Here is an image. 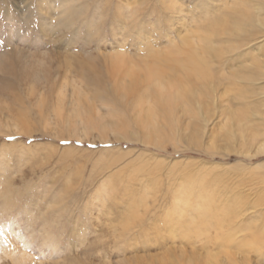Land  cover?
Returning a JSON list of instances; mask_svg holds the SVG:
<instances>
[{
	"label": "rangeland",
	"instance_id": "obj_1",
	"mask_svg": "<svg viewBox=\"0 0 264 264\" xmlns=\"http://www.w3.org/2000/svg\"><path fill=\"white\" fill-rule=\"evenodd\" d=\"M34 1L0 0V264H205L206 260L209 264H228L224 253L236 250L220 249L214 239L208 242L202 235L204 240L195 241L192 235L190 240L184 238L183 232L177 233L180 237L167 234L165 207L174 201L173 191L178 195L186 190L185 184L176 188L183 178L207 180L202 192L195 191V198L204 196L206 202H213L220 197L217 203L229 201L228 205L222 201L219 206L230 210L220 209V218L216 214L217 218L209 221L217 223V219H222L226 224L224 217H229L228 223L239 224L238 235H264V182L257 183L260 177L264 179V148L256 151L255 146L239 145L242 132L235 121L243 113L240 114L238 105L230 103L237 102L232 99L231 87L223 92L222 102L204 104L191 100L175 104L169 98L176 86H180L182 93L189 88L198 89L199 93L203 89L198 84L191 87L198 82L188 83L178 64L159 58L168 53L166 50L178 34L188 35V28L181 21L185 23L196 14L199 17L200 10L189 6V0H175L180 14L175 16L168 10L162 11L163 0H117L123 5L129 3L121 15L116 0H83L84 11L88 5L89 13L86 10L78 16L73 14L72 21L66 24L45 6L46 2ZM215 9L218 7L209 8L211 12ZM124 16L128 21H137L133 30L137 29V33L142 28L139 35L148 36L149 42L120 23ZM212 23L218 29L215 20L207 26ZM56 24L59 25L54 27ZM207 26L203 31L197 30L199 38L207 36ZM53 27V31L48 29ZM215 34L213 47L232 45L223 41L227 35ZM129 53L132 55L128 58ZM233 54L227 52L224 57ZM255 56L264 59V49L253 44L249 54L236 59L247 64ZM204 60L196 59L193 63L200 69L205 63L217 65L215 59ZM263 84L264 79L255 85L259 86L258 93L264 91L260 89ZM200 96L203 95H194ZM262 118L264 107L251 116L248 124L257 125ZM249 125L245 127L246 135L251 132ZM102 180L105 188L119 182L122 192L124 187L131 189L129 196L134 197L135 205L124 216L138 213L145 219L123 237L113 231L118 217L110 215L114 217L115 209L130 206L116 199L119 207L112 214H105L114 202L97 201L100 195L95 189H100ZM257 210L261 214L248 216ZM193 218L196 219L195 215ZM213 230L208 233L210 237L211 233L216 234ZM247 237L246 241H250ZM234 242L229 240L226 244ZM247 251L244 253L250 258L249 264L262 263L256 251ZM238 252L236 256L241 258L243 252Z\"/></svg>",
	"mask_w": 264,
	"mask_h": 264
},
{
	"label": "bare ground",
	"instance_id": "obj_2",
	"mask_svg": "<svg viewBox=\"0 0 264 264\" xmlns=\"http://www.w3.org/2000/svg\"><path fill=\"white\" fill-rule=\"evenodd\" d=\"M22 1V0H21ZM34 1V0H33ZM42 3L46 2L45 6L50 8L51 10H54L52 12L55 13V15H57L56 17H60L61 20H63V23L66 22L69 23L72 21L73 18V14L75 15H79V12H83L84 11V7H85V3L83 0H58V4H55L54 2H52V0H41ZM55 1V0H54ZM87 1V0H86ZM117 1V0H116ZM161 1V0H160ZM182 1V0H181ZM184 1V0H183ZM182 1V2H183ZM188 1V0H187ZM36 2V1H34ZM57 2V1H56ZM107 2V1H106ZM123 2V1H122ZM125 2V1H124ZM140 2V1H139ZM138 2V3H139ZM146 2V1H145ZM215 1L214 0H189V6L194 5L195 9H199L197 11H199L201 13V15L199 17H197L198 15L196 14L195 17L193 18H189L187 20V22H183L181 21V23H183V25L185 26L184 28L186 29V27L188 28L187 31L189 32L187 36H177L176 41H174L172 43V45L170 44V48L168 47V51L166 50V52H168L166 55L164 54L163 56H160V59H170L172 60L175 64H178L179 67H181L179 69V72H182L185 74V77L187 78L188 83L196 81L198 83L192 84L191 87H195L198 85H202L203 89L202 91L199 93L198 89H193V88H189V90H186L187 92L183 93L178 90L180 89V86H176V90L174 88V92L171 91L170 93V99L171 102H175L176 101H191V100H196L197 102L200 103H204V104H208L211 101L215 102H222L221 98H222V94L223 92L228 88L231 87L232 91L234 92L232 94V99H236L237 102L234 103L233 101H231V105H238V107H240V114H242L241 116L237 115L236 117V121H235V125L237 126V128H239V130L242 132L240 135V139H239V145L247 148L248 146H250V148H253V146L256 147V151L263 149L264 148V118L260 119V122H256L257 125H254L250 127V125L248 124L249 121H251V116L252 115H257L260 111V107H264V91L262 92H257L256 90L259 88H256L255 85L257 86L258 82H261L264 79V59H261L260 57H254L253 60L250 63L243 62L242 59H236L241 57L244 53L249 54L250 51L253 50V44L257 45L261 50L264 49V0H216V4H213ZM26 3V2H24ZM23 3V4H24ZM41 3V2H40ZM54 3V4H53ZM118 4H116V8L118 9V13L121 15L123 14V10L126 7V4L129 5V3H125L123 5L120 4V1L116 2ZM28 4L31 6L33 5L32 2H28ZM27 4V5H28ZM88 4V2H87ZM136 4V3H135ZM141 3H139L140 5ZM178 4V3H177ZM15 5V4H14ZM25 5V4H24ZM23 5V7H24ZM94 5V4H93ZM99 5V4H98ZM102 5V4H101ZM104 5V4H103ZM115 5V3H114ZM142 5V4H141ZM159 5V4H158ZM188 5V2H187ZM30 8L28 9H31ZM35 6V4H34ZM40 6V5H39ZM162 8V11H169V13L173 14V15H180L178 13V9L176 7V2L175 0H163V2L160 5ZM218 7V9H215V11H210L209 8H213V7ZM22 7V8H23ZM26 7V6H25ZM88 7V5H87ZM87 7L85 8L87 10ZM99 7V6H98ZM128 7V6H127ZM131 7V6H130ZM180 7V6H179ZM184 7V6H183ZM26 8V9H27ZM40 8V7H39ZM89 8V7H88ZM115 8V9H116ZM136 8V7H135ZM154 8V7H153ZM157 8V7H156ZM181 8V7H180ZM192 8V7H191ZM25 9V8H24ZM32 9H36V8H32ZM38 9V8H37ZM127 9V8H126ZM185 9V8H184ZM193 9V8H192ZM42 10V9H41ZM85 10V11H86ZM100 10V9H99ZM110 10V9H109ZM140 10V9H138ZM186 10V9H185ZM184 10V11H185ZM24 11V10H23ZM40 11V10H39ZM39 11H37L39 13ZM44 11V10H43ZM49 11V10H48ZM84 11V12H85ZM113 11H115L113 9ZM135 11V10H134ZM151 11V10H150ZM21 12V11H20ZM42 12V11H41ZM88 12V10H87ZM98 12V11H96ZM95 12V13H96ZM101 12V11H100ZM106 12V11H105ZM108 12V9H107ZM137 12V11H136ZM135 12V14H136ZM154 12V11H153ZM159 12V11H158ZM195 12V10H194ZM30 14L29 12H25ZM46 14H48L47 12H45ZM89 13V12H88ZM104 13V12H103ZM116 13V12H114ZM116 13V14H118ZM186 13V11L184 12ZM22 14V13H21ZM50 14V12H49ZM100 14V13H99ZM98 14V15H99ZM137 14H139L137 12ZM157 14V13H156ZM167 14V12H166ZM163 14V15H166ZM187 14V13H186ZM84 15V14H83ZM86 15V13H85ZM102 16V14H100ZM152 15V14H151ZM170 15V14H169ZM175 15V16H176ZM189 15V14H188ZM49 16V15H48ZM72 16V17H71ZM82 16V15H81ZM89 16V15H88ZM105 16V14H104ZM113 16V15H111ZM126 16H128L126 14ZM133 16V15H132ZM135 16V15H134ZM138 16V15H137ZM160 16V15H159ZM158 16V17H159ZM194 16V15H193ZM97 17V16H96ZM95 17V18H96ZM51 18V17H50ZM81 18V17H80ZM121 18V17H120ZM128 18V17H126ZM124 18L122 20L119 19L120 23H123L124 26H128L131 27L133 30V27L136 26V22L133 21H128L127 19ZM132 18V17H131ZM130 18V19H131ZM136 18L133 17V19ZM140 18V16H139ZM171 16L168 18H166V20H170ZM59 19V18H58ZM59 19V20H60ZM83 19V18H82ZM98 19V18H96ZM126 19V21L124 22V20ZM129 19V20H130ZM147 19V18H146ZM161 19V18H159ZM174 19V17H173ZM178 19V18H177ZM76 20V19H75ZM74 20V21H75ZM78 20V19H77ZM118 20V19H117ZM215 20V24L218 25V29H214L213 23L208 27L207 25L210 24L211 22H214ZM20 21V20H19ZM43 21V20H42ZM58 20L56 19V22ZM90 21V20H89ZM122 21V22H121ZM141 21V20H139ZM60 22V21H59ZM76 22V21H75ZM74 22V23H75ZM155 22V21H154ZM160 22V21H159ZM202 22V23H201ZM204 22V23H203ZM53 23V22H52ZM51 23V24H52ZM58 23V22H57ZM61 23V22H60ZM62 23V25H63ZM95 23V21H94ZM140 23V22H139ZM137 23V25L139 24ZM164 23V22H163ZM168 23V22H167ZM43 24V23H42ZM113 24V23H112ZM54 25V23H53ZM59 24H56L54 27H57ZM69 25V24H68ZM92 25V24H91ZM95 25V24H94ZM111 25V24H110ZM114 25V24H113ZM121 25V24H120ZM141 25V24H140ZM143 25V23H142ZM141 25V26H142ZM169 25V24H168ZM173 25V24H172ZM49 26V24H48ZM72 26V25H70ZM76 26V24H75ZM80 26V25H79ZM85 26H87L85 24ZM160 26V25H159ZM205 26H207V36H203V38H199L196 34L197 30L199 29H204ZM45 27V26H44ZM51 27V25H50ZM53 28H48L50 29V31L54 30ZM61 27V26H60ZM66 27V26H64ZM140 26L138 25V28ZM68 28V27H66ZM141 28V27H140ZM151 28V27H150ZM149 28V29H150ZM153 28V27H152ZM47 29V28H46ZM45 29V30H46ZM47 29V30H48ZM53 29V30H52ZM60 29V28H59ZM72 29V28H71ZM75 29V28H74ZM98 29V28H97ZM116 29V28H115ZM43 30V29H42ZM46 30V31H47ZM100 30V29H99ZM122 30V29H120ZM137 30V29H134ZM133 30V33L135 32ZM142 28L139 29L137 31V33L135 32L134 34H137V36L140 37V39L142 38L144 41L149 42V38L148 36H140L139 33L141 32ZM190 30H194L195 32H191ZM44 31V30H43ZM101 31V30H100ZM104 31V30H103ZM125 31V30H124ZM143 31V30H142ZM152 31V30H151ZM183 31V30H182ZM203 31V30H202ZM206 31V30H204ZM89 32V31H88ZM87 32V33H88ZM93 32V31H91ZM107 32V31H106ZM200 32V31H199ZM209 32V33H208ZM222 33V35H227L226 39H223V41L227 42V43H231L232 45L228 46V47H213L212 43L214 41V38H212L214 35H216L215 33ZM97 33V32H96ZM101 33V32H100ZM115 33V32H114ZM117 33V31H116ZM122 33V32H121ZM130 33V32H129ZM131 33V34H133ZM151 33V32H150ZM99 35V33H97ZM104 34V33H103ZM162 34V33H160ZM203 34L202 32L200 33V35ZM54 35V34H53ZM94 35V33L92 34ZM144 35V34H143ZM146 35V34H145ZM183 35V34H182ZM221 35V36H222ZM72 36V34H71ZM74 36V35H73ZM135 36V35H134ZM135 36V38L137 37ZM45 37V36H44ZM124 36V39H126L127 37L130 36ZM164 37V36H163ZM168 37V36H167ZM52 38V37H51ZM55 38V37H54ZM175 38V37H174ZM190 38V39H189ZM218 38V37H217ZM53 39V38H52ZM93 39V38H92ZM115 39V38H113ZM118 39V38H116ZM123 39V38H122ZM130 39L132 40V38L130 37ZM193 40L194 42L192 43L190 40ZM219 39V38H218ZM49 40V39H48ZM84 40L85 37H84ZM89 40V39H88ZM95 40V39H94ZM120 40V39H119ZM175 40V39H172ZM171 40V41H172ZM221 40V37H220ZM134 41V40H133ZM49 42V41H48ZM114 42V41H113ZM125 42V41H123ZM145 42V43H147ZM159 42V41H158ZM217 42V40H215V43ZM143 43V42H142ZM143 43V44H145ZM157 43V42H155ZM171 43V42H169ZM220 43V42H217ZM222 43V42H221ZM111 44V42H110ZM125 44V43H124ZM142 44V45H143ZM115 45V44H114ZM147 45V44H146ZM149 45V44H148ZM113 46V45H112ZM121 46V45H119ZM118 46V47H119ZM160 46V44H159ZM216 46V45H215ZM147 47V46H146ZM154 47V46H153ZM152 47V50H153ZM163 47V46H162ZM112 48V47H111ZM161 48V47H160ZM119 49V48H117ZM156 49H158L160 51V53L162 52V50H160L157 46ZM167 49V48H166ZM120 50V49H119ZM118 50V51H119ZM148 51V50H147ZM156 51V50H155ZM19 52V51H18ZM231 53L233 52L234 54L228 57H224L225 53ZM72 53V52H71ZM121 53V52H119ZM126 53V52H124ZM155 52H152V55ZM159 53V54H160ZM163 53V52H162ZM165 53V52H164ZM118 54V53H117ZM235 57L234 58V56ZM71 55V54H70ZM102 55V54H101ZM107 55H111V54H107ZM120 55V54H119ZM122 55V54H121ZM129 55L132 54H128V58ZM158 55V54H157ZM88 56V55H87ZM127 56V55H125ZM149 56V55H148ZM134 57V56H133ZM150 57V56H149ZM132 58V57H131ZM157 58V59H159ZM75 59V58H72ZM123 59V57H122ZM196 59H205L204 61L206 62H211L212 59H215L217 65L214 66H209L205 63V67L203 68V64L201 66L200 69L199 66H196L193 62ZM144 60V59H143ZM127 61V60H126ZM161 61V60H160ZM164 61V60H163ZM166 61V60H165ZM231 62V64H229L228 62ZM122 62V60H121ZM201 62V61H199ZM203 62V61H202ZM78 63V60H77ZM86 63V62H85ZM118 63V62H117ZM126 63V62H125ZM136 63V62H135ZM140 63V62H138ZM158 63V62H157ZM160 63V62H159ZM165 62H163L164 64ZM172 63V62H171ZM81 64V63H80ZM79 64V65H80ZM127 64V63H126ZM166 64V63H165ZM215 64V63H214ZM69 65V64H68ZM71 65V64H70ZM143 65V64H142ZM141 65V66H142ZM201 65V64H200ZM81 66V65H80ZM123 66V65H122ZM133 66V65H132ZM136 66V64H135ZM226 66L228 69H226ZM124 67V66H123ZM122 67V68H123ZM127 66H125L126 68ZM143 67V66H142ZM148 67V66H147ZM146 67V68H147ZM158 67V66H157ZM162 67V64H161ZM178 67V68H179ZM82 68H84L82 66ZM130 68V67H129ZM128 68V69H129ZM136 68V67H135ZM138 68V67H137ZM136 68V70H137ZM145 68V69H146ZM119 69V68H118ZM132 69V68H131ZM154 69V68H153ZM161 69V68H160ZM140 70V69H139ZM139 70L137 71L139 73ZM144 70V69H143ZM157 70V69H156ZM159 70V69H158ZM244 70H246V72H244ZM125 71V70H124ZM127 71V70H126ZM129 71V70H128ZM130 71H134L130 70ZM150 71V70H149ZM152 71V69H151ZM163 71V69H162ZM165 71V70H164ZM232 71H236V74ZM154 72V71H153ZM158 72V71H156ZM137 73V74H138ZM150 73V72H149ZM164 73V72H163ZM77 74V73H76ZM146 74V73H145ZM156 74V73H155ZM161 74V73H160ZM159 74V75H160ZM181 74V73H180ZM114 75V74H113ZM139 75V74H138ZM143 75V74H142ZM163 75V74H161ZM172 75V74H171ZM111 76V75H110ZM144 76V75H143ZM148 76V75H146ZM153 76V75H152ZM179 76V75H178ZM155 77V76H154ZM181 77V75H180ZM135 78V77H134ZM141 78V77H140ZM145 78V77H144ZM100 79V78H99ZM121 79V78H120ZM147 79V77H146ZM150 79V78H149ZM163 79V78H162ZM175 79V78H174ZM132 80V79H131ZM142 79H140L141 81ZM167 80V79H166ZM170 80V78L168 79ZM139 81V80H138ZM151 81V79L149 80ZM153 81V80H152ZM164 81V80H162ZM99 82V81H98ZM127 82V81H126ZM145 82V81H144ZM147 82V80H146ZM156 82V81H155ZM166 82V81H165ZM90 83V82H89ZM94 83V82H93ZM97 83V82H96ZM128 83V82H127ZM148 83V82H147ZM164 82H162L163 84ZM169 83V82H168ZM194 83V82H193ZM99 84V83H98ZM150 84V83H149ZM154 84V81H153ZM133 85V83H132ZM159 85V83H158ZM161 85V84H160ZM165 85V84H164ZM163 85V87H164ZM156 86V85H155ZM162 86V85H161ZM167 86V85H166ZM165 86V87H166ZM170 86H173L170 84ZM39 87V86H38ZM130 87V86H129ZM141 87V85H140ZM162 87V88H163ZM199 87V86H198ZM103 88V87H102ZM156 88V87H155ZM160 88V87H159ZM170 88V87H169ZM131 89V88H130ZM137 89V87H136ZM168 89V87H167ZM200 89V88H199ZM260 89L264 90V84L261 85ZM105 90V89H104ZM125 90V89H124ZM134 90V89H132ZM155 90V89H154ZM162 89H160L161 91ZM185 90V89H183ZM198 90V91H197ZM137 93L139 91H136ZM157 92V91H156ZM155 92V93H156ZM167 92V91H166ZM165 92V93H166ZM152 93V92H151ZM162 93V92H161ZM163 94V93H162ZM168 94V93H167ZM196 96V94L198 95H203L200 97L195 98L194 95ZM157 95V94H156ZM165 95V94H164ZM142 96V94H141ZM140 96V97H141ZM154 97V96H153ZM203 97V98H202ZM161 98V97H160ZM166 98V97H165ZM107 99V98H106ZM148 99V98H147ZM204 99V100H203ZM216 99V100H215ZM218 99V100H217ZM157 100V97H156ZM203 100V101H202ZM167 101V100H166ZM151 102V101H150ZM196 102V103H197ZM152 103V102H151ZM154 103V102H153ZM165 103V102H164ZM178 103V102H177ZM192 103V102H191ZM194 103V102H193ZM199 103V104H200ZM212 103V102H211ZM172 104V103H171ZM183 104V103H182ZM184 105V104H183ZM187 106V105H186ZM200 107V105H198ZM230 106V105H229ZM237 107V108H238ZM210 108V107H209ZM234 108V107H233ZM257 108V109H256ZM150 110V109H149ZM190 110V109H189ZM204 110V109H203ZM211 110V109H209ZM199 112V109L197 110ZM201 112V111H200ZM199 112V113H200ZM219 112V111H218ZM149 113V112H148ZM146 113V114H148ZM210 113V112H209ZM238 113V112H237ZM196 114V113H194ZM202 114V113H200ZM199 114V115H200ZM149 115V114H148ZM204 117H206L205 114H203ZM213 115V114H212ZM195 116V115H194ZM197 116V115H196ZM195 116V117H196ZM218 116V115H217ZM229 117V116H228ZM209 118V117H208ZM207 118V119H208ZM231 118V117H230ZM205 119V118H204ZM220 119V118H219ZM225 119V118H224ZM235 119V118H232ZM234 121V120H233ZM255 121V120H254ZM223 122V120H222ZM254 123V122H253ZM248 124L250 127V134L246 135L245 132V127L247 129L246 125ZM235 130V129H234ZM228 131V130H227ZM240 133V132H239ZM234 134V133H233ZM232 134V135H233ZM233 137V136H232ZM235 138V137H234ZM236 139V138H235ZM193 175H191L192 177ZM196 176V175H195ZM189 177V176H188ZM199 177V176H197ZM187 178V176H186ZM195 178V177H194ZM203 178V177H202ZM121 182V179L118 178ZM184 179V180H183ZM182 179V182H180V184L176 187L179 188V186H183L185 184V188L186 190L179 193L178 195H174L176 193H173L172 198L174 199V201H171V205L167 206L166 209V219L169 220L168 224H167V234H169L170 236H174L175 234H179L181 232H183V237L184 238H189L192 236H195V241L198 240V238L201 240L203 238H205V241L208 240L211 241L212 239H214L215 241L213 242L214 244H218L220 246H218L220 249H231L232 251L236 250L234 253H224V258L227 259L228 264H249V256L246 255V252L250 253V250H254L253 252L255 253V251L258 253L259 257L262 258V263L264 264V252H262V249L264 250V248H262V246H264V235L263 233H260V235H243L240 236L238 235V223L237 222H230L228 223V219L229 217H224V221L226 224L222 223L223 220L222 219H217L219 221H217V223L215 222L216 220H212L214 221L212 223V221L209 219H216L217 217H219L218 212L221 213L222 209L224 211V209H228L227 207H220L219 204H221V202L225 200H222L220 203H217L219 200H221L220 197H217L214 199L213 202H206V197L204 198V196L202 198H195L194 197V193L196 190H203V188L206 187L205 185V180L206 179H201L199 182H196V178L195 179H190L187 178L185 180V178ZM199 179V178H198ZM117 180V179H116ZM123 180V179H122ZM261 180V181H260ZM204 181V182H203ZM207 181V180H206ZM119 182L115 183V185H113V187L111 188H105L103 180H102V186L100 187V189H95L97 191V195H100L99 198H97V201H100L102 204L105 203L106 201H113L118 199L121 200L122 203L126 205H129L130 208L128 206H126L124 209H115V207H119L117 204H112L114 205L113 207L110 206L107 207V210L105 211V214H112V210L115 209L114 213L115 216H111V218H117V226L115 227V230L113 231H117L118 235L120 237L125 236L126 233L129 232L130 229H133L135 227H139L143 224V222L145 221V219L143 218V216L139 215L138 213H135L132 211V214L135 213V215L133 217H130V215L124 216L126 211H131V207L134 206V197L129 196L130 194H132L133 192L129 191L131 189H128L126 187L123 188L124 192H122V187L120 184H118ZM210 182V181H209ZM260 182H264V179L262 177H260L257 180V183L259 184ZM100 183V182H99ZM124 183V182H123ZM261 183V184H262ZM114 184V183H113ZM264 184V183H263ZM99 185V184H98ZM210 184H208L209 186ZM112 186V185H111ZM196 186V188H195ZM211 186V185H210ZM183 187H181V189H183ZM212 187V186H211ZM121 188V189H119ZM180 189V190H181ZM148 190V189H147ZM175 190V189H174ZM178 190V189H177ZM176 190V191H177ZM214 191V189H213ZM100 192V193H99ZM180 192V191H179ZM202 192V191H200ZM95 195V196H97ZM197 195V194H196ZM239 195V194H238ZM220 196V195H218ZM241 196V195H240ZM91 197V196H90ZM222 197V196H221ZM234 197V196H233ZM236 197V194H235ZM231 198V197H230ZM194 199V200H192ZM223 199H225L223 197ZM229 199V198H227ZM196 200V201H195ZM232 200V198H231ZM237 200H239V198H237ZM243 200V199H242ZM245 200V199H244ZM264 200V199H263ZM93 201V200H92ZM234 201V200H233ZM95 202V201H94ZM141 203L145 202V199L143 200L142 198L140 199ZM226 204H229V201H225ZM241 202V201H240ZM264 202V201H263ZM242 203V202H241ZM100 204V203H99ZM134 204V205H133ZM225 205V203H224ZM147 206V205H146ZM216 206H219L216 208ZM243 206V205H242ZM212 207H214L215 209H213ZM239 208V207H238ZM145 209V208H144ZM220 210V211H219ZM230 210V209H228ZM227 210V211H228ZM235 210V209H234ZM249 211V210H248ZM172 212V213H171ZM264 212V211H263ZM124 213V214H123ZM164 213V212H163ZM234 213H237L239 215V211H235ZM216 214L218 215L217 217ZM224 214V212L222 213ZM244 214V213H243ZM256 214H261V211L257 210V211H253L251 213H248L249 217H254V215ZM264 214V213H262ZM193 215H195V218H193ZM228 215V213H227ZM234 215V214H233ZM238 215L236 217H238ZM165 216V214H164ZM214 216V218L212 217ZM226 216V214H225ZM241 216V215H239ZM191 217V218H190ZM190 218L187 221V219ZM220 218V217H219ZM227 218V219H225ZM235 217L233 216V219ZM241 218V217H240ZM151 219V217L148 218V220ZM250 219V218H249ZM231 217H230V221H231ZM241 220V219H240ZM240 224L242 221H240ZM195 221H197L195 223ZM259 222V221H258ZM244 224V223H243ZM241 226V225H240ZM257 227V226H256ZM41 228V227H40ZM142 228V227H141ZM214 231L213 229H215L216 234L211 233L212 237H210V235L208 234L209 231L211 230ZM264 229V225L262 227ZM166 229V230H167ZM121 230V231H118ZM149 230L153 231V228L150 227ZM242 230V229H241ZM256 230V229H255ZM217 231H219L217 233ZM221 231V232H220ZM264 231V230H263ZM155 232V230H154ZM16 233V232H15ZM114 233V232H113ZM247 233V232H246ZM252 233V232H251ZM157 234V233H156ZM155 234V235H156ZM161 236V233H159ZM177 234V235H178ZM154 235V234H153ZM164 234H162L163 236ZM175 235V236H177ZM182 235V234H181ZM192 235V236H191ZM202 235L204 236L203 238ZM116 236V235H115ZM179 236V235H178ZM248 236V237H247ZM156 237V236H155ZM165 237V235H164ZM169 237V236H168ZM180 237V236H179ZM182 237V238H183ZM214 237V238H213ZM244 237L250 238V241L248 239V241H246V239ZM161 238V237H160ZM183 238V239H184ZM193 238V237H192ZM197 238V240H196ZM44 239V238H43ZM54 239V238H53ZM169 239V238H168ZM204 240V239H203ZM229 240H235L236 242L234 243H227V241ZM194 241V239H193ZM56 242V241H55ZM175 242V241H174ZM52 243V241H51ZM234 248V249H233ZM227 250V251H228ZM230 251V250H229ZM231 251V252H232ZM240 252H243L241 258L237 257L236 254ZM9 253V252H7ZM263 254V255H261ZM213 258V257H211ZM209 260L205 261V264H209ZM215 263V261H214ZM212 264V263H211Z\"/></svg>",
	"mask_w": 264,
	"mask_h": 264
},
{
	"label": "snow or ice",
	"instance_id": "obj_3",
	"mask_svg": "<svg viewBox=\"0 0 264 264\" xmlns=\"http://www.w3.org/2000/svg\"><path fill=\"white\" fill-rule=\"evenodd\" d=\"M11 138V137H10Z\"/></svg>",
	"mask_w": 264,
	"mask_h": 264
}]
</instances>
